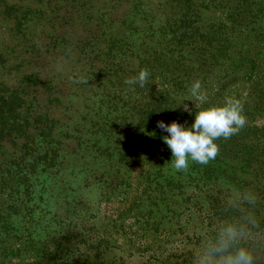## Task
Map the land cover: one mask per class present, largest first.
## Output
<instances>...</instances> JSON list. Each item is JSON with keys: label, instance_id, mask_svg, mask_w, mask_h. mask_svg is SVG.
Segmentation results:
<instances>
[{"label": "trees", "instance_id": "trees-1", "mask_svg": "<svg viewBox=\"0 0 264 264\" xmlns=\"http://www.w3.org/2000/svg\"><path fill=\"white\" fill-rule=\"evenodd\" d=\"M174 1L180 6L177 17L167 12L163 2L164 11L140 10L141 21L138 17L129 25L137 33L131 42L121 41L120 37L129 38L126 35L112 34V28L122 24L117 18L104 33L109 32L108 41L102 46L97 42H56L57 28L53 17L49 19L53 29L50 51L55 54L47 64L49 70L36 67L40 52L31 51L27 70L15 83L0 79V192L37 205L50 196L69 202L84 187L92 189L95 182L92 194L96 198L122 186L124 190L135 166L149 162L164 149L162 137L168 133L157 127L158 121H176L186 127L193 123L195 115L182 110L179 95L196 80L211 83L219 57L231 59L230 44L223 43L226 39L216 30L202 28L201 13L193 0ZM213 1L227 6L233 25L242 26L248 17L264 13V0ZM0 7L5 8L2 12L11 20L14 32L27 35L32 9L4 1L1 6V0ZM163 16L161 24H156ZM141 69L149 72L144 87L124 82ZM158 79L163 83L157 88L154 82ZM262 81L253 82L251 96L245 99L246 112L264 111ZM215 143L219 146L215 159L202 165L189 158L186 171L174 168L171 150L165 148L168 151L159 160L153 179L145 178L141 208L157 205L155 220L169 224L188 203L189 217L194 212L191 204L197 203L207 212L204 221L210 225L209 234L251 211L258 227L252 229L248 246L257 264H264V125L244 126L238 134ZM185 187L192 189H182ZM246 193L255 196L254 206H231ZM163 200H169L168 214L160 206ZM1 218L0 233L7 229ZM94 251V259L87 258V264H123L113 259L99 263L102 254L97 253L98 247ZM194 259L193 253L182 252L155 264H194Z\"/></svg>", "mask_w": 264, "mask_h": 264}, {"label": "rangeland", "instance_id": "rangeland-1", "mask_svg": "<svg viewBox=\"0 0 264 264\" xmlns=\"http://www.w3.org/2000/svg\"><path fill=\"white\" fill-rule=\"evenodd\" d=\"M2 1L30 7L33 15L31 30L22 37L14 32L11 20L2 12L5 8L0 7V79L8 84L15 83L27 70L31 51L40 52L36 67L49 70L47 64L55 58L50 51L51 17L57 28L56 42H97L102 46L108 41L109 32L104 33L115 24L116 18L122 24L117 23L112 34L126 35L129 38L120 37L121 41L131 42L137 33L129 25L138 17V22L141 21L140 10L150 7L152 12L167 8V12L175 17L180 10L174 0H1V6ZM162 2L165 9L160 7ZM193 4L201 13L199 24L202 28L221 33L219 36L226 39L223 43L230 44L231 54L227 61L219 57L220 64L216 65L217 73L211 83L201 82L207 101L200 108L221 105L227 97L236 98L243 104L245 126L264 125V111L257 114L246 112L244 108L256 80H263L260 86L264 85V13L260 17H248L242 26L233 25L227 6L213 0H193ZM69 12L70 16L64 15ZM259 18L262 19L260 22ZM163 19L164 16L156 24H161ZM24 50L26 53L22 54ZM162 83L160 79L154 82L157 88ZM84 87L91 90L90 86ZM189 89L179 97L195 115L199 108L189 100ZM163 148L168 146L165 144ZM164 149H159L151 162L135 166L129 177V186L124 190L122 186L97 198L92 194L96 182L90 190L79 188L81 191L76 199H69V202L50 196L37 205L27 204L12 194L0 192L1 222L7 225V229L0 233V264H87V258L94 259L96 247L99 249L97 253L102 254L99 263L102 259H113L123 264H155L169 254L191 252L195 256L204 240L213 235L206 232L210 226L204 221L208 220L207 212H203L199 204H191L194 212L188 217V203L169 224L155 220L158 215L154 213V206L157 205L152 209L150 205L141 208L145 178L153 179L159 160L168 151ZM182 189L190 191L192 188ZM146 200L150 202L148 195ZM168 201L160 202L165 208L163 213L167 214Z\"/></svg>", "mask_w": 264, "mask_h": 264}, {"label": "clouds", "instance_id": "clouds-1", "mask_svg": "<svg viewBox=\"0 0 264 264\" xmlns=\"http://www.w3.org/2000/svg\"><path fill=\"white\" fill-rule=\"evenodd\" d=\"M148 78V70L141 69L136 77L124 82L129 86L138 83L140 87H144ZM189 91V100L199 108L190 126H183L176 121L169 124L157 122V127L168 133L162 139L171 150V161L178 171L187 170L189 158L207 165L219 153V146L215 141L220 138L227 140L238 134L247 122L239 99L227 97L221 105L200 108L207 101L201 82L194 81ZM182 110L191 113L187 104H182ZM255 203V196L246 193L237 204L231 206L242 208L245 204L254 206ZM256 227L258 222L255 215L248 210L235 222L222 223L212 236L204 240L200 251L195 254L194 264H257V257L248 246L252 229Z\"/></svg>", "mask_w": 264, "mask_h": 264}]
</instances>
